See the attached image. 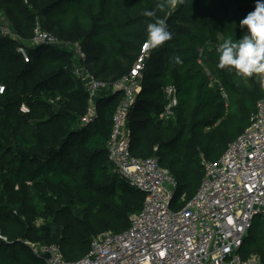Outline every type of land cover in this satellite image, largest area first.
<instances>
[{
    "label": "trees",
    "instance_id": "16d2710c",
    "mask_svg": "<svg viewBox=\"0 0 264 264\" xmlns=\"http://www.w3.org/2000/svg\"><path fill=\"white\" fill-rule=\"evenodd\" d=\"M161 2L0 0V14L19 35L0 32V264H44L32 242L58 244L66 259H81L100 233L127 230L145 202L108 159L122 94L102 93L97 118L86 123L88 93L73 73L74 52L32 42L38 25L79 44L86 66L110 83L144 55L142 91L128 115L131 151L158 157L175 176L174 206L196 194L205 177L203 159L219 160L251 125L264 98L261 76L217 67L216 49L241 37L239 22L255 0H163V9ZM157 20L165 21L171 39L143 53L147 24ZM169 85L178 105L165 120L160 114ZM241 253L256 254L264 264V218L254 220Z\"/></svg>",
    "mask_w": 264,
    "mask_h": 264
},
{
    "label": "built area",
    "instance_id": "2783aa9c",
    "mask_svg": "<svg viewBox=\"0 0 264 264\" xmlns=\"http://www.w3.org/2000/svg\"><path fill=\"white\" fill-rule=\"evenodd\" d=\"M2 25L3 33L19 37L7 23ZM32 42L63 43L41 25L34 30ZM65 48L74 52L73 73L88 93L86 123L97 118V100L102 93L112 89L122 94L112 118L108 159L120 177L145 195V202L127 230L100 233L81 259H66L58 244L32 242V251L40 258L50 255L44 264H260L256 254L244 258L241 249L255 218L264 216V98L251 125L229 144L223 156L216 161L203 159L205 177L196 194L185 204L178 201L174 206L175 176L158 157L141 158L131 151L128 115L142 91L144 55L128 75L110 83L96 78L86 66L79 44L66 43ZM147 49L144 45L143 53ZM18 50L29 61L26 49L21 46ZM3 90L0 86V93ZM175 92L173 86H166L162 119L174 117L178 105ZM20 110L30 111L25 104ZM184 199L185 195L181 201Z\"/></svg>",
    "mask_w": 264,
    "mask_h": 264
},
{
    "label": "clouds",
    "instance_id": "9594fccd",
    "mask_svg": "<svg viewBox=\"0 0 264 264\" xmlns=\"http://www.w3.org/2000/svg\"><path fill=\"white\" fill-rule=\"evenodd\" d=\"M159 7H165L163 0ZM145 15L151 17L153 13L148 11ZM239 25L245 29L239 39L228 38L218 45L217 67H229L242 77L260 75L261 86L264 87V0H255L254 10L240 20ZM170 39L171 33L165 21L157 20L147 24L146 47L156 48Z\"/></svg>",
    "mask_w": 264,
    "mask_h": 264
},
{
    "label": "rangeland",
    "instance_id": "374dc122",
    "mask_svg": "<svg viewBox=\"0 0 264 264\" xmlns=\"http://www.w3.org/2000/svg\"><path fill=\"white\" fill-rule=\"evenodd\" d=\"M176 3V0H174V4ZM0 18L2 19H0L1 21H0V32H1V34H3V35H6L5 33H3L2 32V24L4 23V24H6L7 23V20L4 18V16H2L1 14H0ZM24 42H27V41H25L24 40ZM56 46H58L59 48H64V49H66L65 47H66V43L65 42H63L62 43V45H56ZM262 218H264V216L263 215H258L257 217H256V219H255V223H258L259 221H260V219H262Z\"/></svg>",
    "mask_w": 264,
    "mask_h": 264
},
{
    "label": "water",
    "instance_id": "95a60500",
    "mask_svg": "<svg viewBox=\"0 0 264 264\" xmlns=\"http://www.w3.org/2000/svg\"><path fill=\"white\" fill-rule=\"evenodd\" d=\"M49 254L48 253H45V254H43L42 256H41V258L44 260V259H47V258H49Z\"/></svg>",
    "mask_w": 264,
    "mask_h": 264
}]
</instances>
